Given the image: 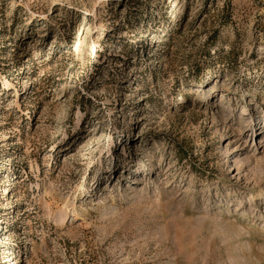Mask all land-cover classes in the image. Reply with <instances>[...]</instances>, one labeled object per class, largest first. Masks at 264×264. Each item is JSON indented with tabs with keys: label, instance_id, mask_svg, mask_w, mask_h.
Returning a JSON list of instances; mask_svg holds the SVG:
<instances>
[{
	"label": "rangeland",
	"instance_id": "1",
	"mask_svg": "<svg viewBox=\"0 0 264 264\" xmlns=\"http://www.w3.org/2000/svg\"><path fill=\"white\" fill-rule=\"evenodd\" d=\"M0 264H264V0H0Z\"/></svg>",
	"mask_w": 264,
	"mask_h": 264
}]
</instances>
